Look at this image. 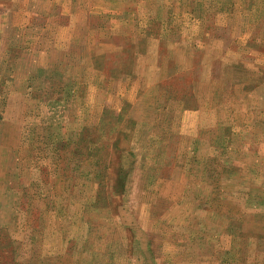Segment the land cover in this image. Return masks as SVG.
I'll use <instances>...</instances> for the list:
<instances>
[{"label":"rangeland","instance_id":"1","mask_svg":"<svg viewBox=\"0 0 264 264\" xmlns=\"http://www.w3.org/2000/svg\"><path fill=\"white\" fill-rule=\"evenodd\" d=\"M0 264H264V0H0Z\"/></svg>","mask_w":264,"mask_h":264}]
</instances>
